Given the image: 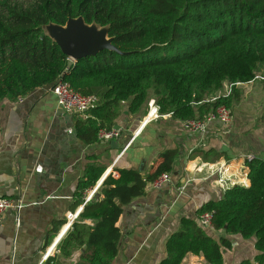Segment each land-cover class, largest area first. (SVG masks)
<instances>
[{
  "label": "trees",
  "instance_id": "trees-1",
  "mask_svg": "<svg viewBox=\"0 0 264 264\" xmlns=\"http://www.w3.org/2000/svg\"><path fill=\"white\" fill-rule=\"evenodd\" d=\"M78 17L106 28L117 51L103 49L74 61L43 30ZM261 77L264 0H0V99L23 97L57 80L80 94L97 96L100 101L75 124L86 144L98 140L99 129L114 127L123 101L137 112L153 97L160 111L174 119H202L220 104L231 107L239 98L235 83ZM225 82L234 84L229 95L203 101ZM176 155V149L162 151L144 174L113 167L118 176L110 172L83 205L60 240V251L67 256L72 248L84 246L78 264H112L123 206L144 195L159 175L171 173ZM97 159L87 158L73 207L104 173ZM246 165L249 185L235 184L220 199L205 202L196 219L181 217L165 242V256L155 264H181L187 254L202 256L208 264L223 263V249L231 242L205 231L198 222L204 212H211L214 229L255 238L257 253L239 264H264V159L255 157ZM55 225L54 232L63 220ZM53 262L48 258L44 264Z\"/></svg>",
  "mask_w": 264,
  "mask_h": 264
},
{
  "label": "crops",
  "instance_id": "crops-1",
  "mask_svg": "<svg viewBox=\"0 0 264 264\" xmlns=\"http://www.w3.org/2000/svg\"><path fill=\"white\" fill-rule=\"evenodd\" d=\"M235 86L239 98L230 107V122L212 120L203 134L188 131L172 116L157 118L136 134L148 101L154 98L149 97L137 112L128 110V101L121 102L114 120L120 131L117 147L110 141L86 144L79 139L75 124L85 115L60 108L52 85L20 99H0V196L20 199L24 205L18 212L6 210L0 222V264H44L48 258L54 264H78L84 246L72 248L66 256L60 240L86 203L73 207L87 158L96 156L105 172L115 162L114 167L137 171L143 165L139 172L144 174L162 151L176 149L169 182L157 189L148 184L144 195L123 206L116 222L120 235L112 264L157 263L181 217L196 219L205 202L220 199L235 184L248 186L246 154L264 159V79ZM230 92L225 82L203 101ZM61 220L63 225L54 232ZM205 231L216 240L225 237L231 242L229 249H223L222 264H239L257 253L253 236ZM181 264L208 263L202 256L187 254Z\"/></svg>",
  "mask_w": 264,
  "mask_h": 264
},
{
  "label": "built area",
  "instance_id": "built-area-1",
  "mask_svg": "<svg viewBox=\"0 0 264 264\" xmlns=\"http://www.w3.org/2000/svg\"><path fill=\"white\" fill-rule=\"evenodd\" d=\"M263 78V77H261ZM236 84V83H235ZM233 83H229V91L231 90ZM52 92L56 96V102L57 105L67 111H76L79 113L85 112L89 107L97 104L100 101V98H98L95 95H83L78 92H76L67 82H64L62 80H57L56 83L52 86ZM21 97H19L20 99ZM216 99H212L214 101ZM148 109L145 114V116L142 118V121L140 122L139 128L136 130V134L139 133L142 128L149 122L156 120L160 117H169L171 116L170 112L162 113L159 109V106L156 104L155 100L152 99L148 101ZM231 119V113L230 108H228L224 104H220L217 106L214 113H210L207 116H205L202 119L199 118H190L185 121H183V126L185 129H187L190 132L194 133H200L203 134L206 130V127L208 123L212 120H218L219 122L223 124H227L230 122ZM120 136L119 129L112 127L110 129H99L97 133V138L100 141H112L117 140ZM133 139V138H131ZM131 142V140H130ZM130 142H128L125 147H127ZM255 157L253 154H246L245 155V161L249 162L253 160ZM115 165V162L111 165L110 169L103 173L102 176L97 180L96 184L89 189L87 195L84 198V203L88 202L97 192L99 189L101 183L103 182L104 178L111 172L113 177H117L118 173L116 171H113V167ZM112 169V170H111ZM110 171V172H109ZM109 172V173H108ZM170 174L171 173H162L157 178L152 180L149 185L154 188H160L170 180ZM23 203L20 199H11L0 196V222L2 221V218L4 216V213L8 209H13L15 211H19L23 207ZM75 215V214H74ZM211 212H204L198 217L199 224L205 229V230H213V226L211 224ZM17 219V224H18Z\"/></svg>",
  "mask_w": 264,
  "mask_h": 264
},
{
  "label": "water",
  "instance_id": "water-1",
  "mask_svg": "<svg viewBox=\"0 0 264 264\" xmlns=\"http://www.w3.org/2000/svg\"><path fill=\"white\" fill-rule=\"evenodd\" d=\"M47 34L71 60L95 55L103 49L115 50L107 29L96 24H87L81 17L68 19L64 25L47 24ZM112 147H117V141H110ZM125 147V146H124ZM143 165L138 168L142 171ZM120 205V203H118Z\"/></svg>",
  "mask_w": 264,
  "mask_h": 264
},
{
  "label": "rangeland",
  "instance_id": "rangeland-1",
  "mask_svg": "<svg viewBox=\"0 0 264 264\" xmlns=\"http://www.w3.org/2000/svg\"><path fill=\"white\" fill-rule=\"evenodd\" d=\"M44 31L47 32V28H45ZM225 90H226V88H225Z\"/></svg>",
  "mask_w": 264,
  "mask_h": 264
}]
</instances>
